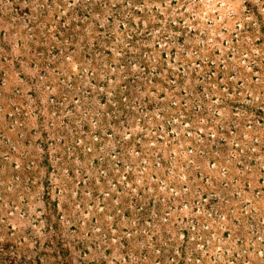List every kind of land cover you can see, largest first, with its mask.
<instances>
[{
  "label": "rangeland",
  "instance_id": "rangeland-1",
  "mask_svg": "<svg viewBox=\"0 0 264 264\" xmlns=\"http://www.w3.org/2000/svg\"><path fill=\"white\" fill-rule=\"evenodd\" d=\"M0 264H264V0H0Z\"/></svg>",
  "mask_w": 264,
  "mask_h": 264
}]
</instances>
